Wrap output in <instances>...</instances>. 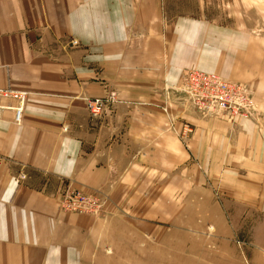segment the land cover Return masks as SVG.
<instances>
[{"label": "crops", "instance_id": "0c3cea01", "mask_svg": "<svg viewBox=\"0 0 264 264\" xmlns=\"http://www.w3.org/2000/svg\"><path fill=\"white\" fill-rule=\"evenodd\" d=\"M221 4L0 0V87L29 92L20 123L16 100L0 102V264H166L170 233L154 220L173 199L210 195L231 214L264 215V63L250 46L205 52V24L220 15L200 8ZM186 69L247 84L252 118L194 113L180 101ZM110 92L92 116L84 98ZM67 186L105 197L103 212L61 209ZM253 246L249 261L264 264Z\"/></svg>", "mask_w": 264, "mask_h": 264}, {"label": "rangeland", "instance_id": "374dc122", "mask_svg": "<svg viewBox=\"0 0 264 264\" xmlns=\"http://www.w3.org/2000/svg\"><path fill=\"white\" fill-rule=\"evenodd\" d=\"M225 1H230L231 5L200 8L205 16L220 15V24L213 25L212 22L205 24L203 37L205 52L214 50L224 54L228 50L227 47L240 50L250 46V50L257 49L259 64L263 65L264 62L261 60L264 56V0ZM224 28H227L229 33ZM214 29L217 33L212 35ZM232 31L233 36H229ZM244 32L251 36L250 42L247 40L249 36ZM205 55L210 56L207 53ZM216 73L230 79L226 75ZM247 88L249 89L248 86ZM181 93L180 101L195 113L185 99V94L182 91ZM154 221L162 230L167 231L166 234L170 233L171 260L166 264H251L248 258L250 251L256 253L260 251V248L253 246V242L256 240L264 245V215L242 212L231 214L227 199L212 198L210 195L205 199H173L171 214L167 215L166 219L163 215L157 214ZM159 249L163 250L158 246L151 248L157 256L156 259L158 255H162V258L164 256ZM167 250L166 247V253Z\"/></svg>", "mask_w": 264, "mask_h": 264}, {"label": "built area", "instance_id": "2783aa9c", "mask_svg": "<svg viewBox=\"0 0 264 264\" xmlns=\"http://www.w3.org/2000/svg\"><path fill=\"white\" fill-rule=\"evenodd\" d=\"M72 42L77 43L76 40ZM181 91L185 94V99L190 106L201 117L222 115L229 121L236 122L252 118L257 107L253 95L245 84L226 79L216 72L186 69L182 75ZM28 94L27 90L10 85L0 87V102L3 98H11L17 102L11 107L14 110L16 123L21 122ZM115 100V92H110L103 97L84 98L86 108L92 116H99L104 112L105 107ZM3 107L0 103V109ZM192 131V127L185 123L180 135L188 137ZM21 177L24 178L25 175L22 174ZM106 203L107 199L103 196L89 194L70 186L64 188L60 198L61 209L93 215L101 214Z\"/></svg>", "mask_w": 264, "mask_h": 264}]
</instances>
